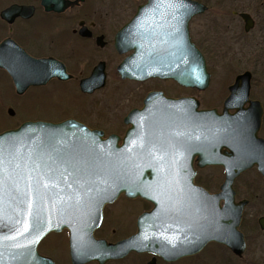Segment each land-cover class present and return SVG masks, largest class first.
I'll return each instance as SVG.
<instances>
[{
    "label": "flooded vegetation",
    "instance_id": "obj_1",
    "mask_svg": "<svg viewBox=\"0 0 264 264\" xmlns=\"http://www.w3.org/2000/svg\"><path fill=\"white\" fill-rule=\"evenodd\" d=\"M193 2L200 4L203 12L193 15ZM193 45L205 58L209 73L214 51L220 55L231 50L234 60L222 75L225 93L205 96L204 106L197 98L201 110H215L222 117L214 128L208 124L192 128L193 91L198 90L191 83ZM33 78L48 81L34 86L29 84ZM103 79L105 85L95 89ZM237 81L239 91L228 101L230 88ZM16 82H26L22 93ZM0 94H10L0 103L4 109L0 133L25 122L69 119L92 130L123 131L104 132L122 139L129 130H139L143 136L156 130L159 145L143 143L134 150L138 157L192 164L193 181L186 179L188 173H169L179 177L173 181L172 203L156 204L122 194L104 208L102 224L94 232L97 240L114 244L138 233L153 238L155 226L163 224L174 260L146 251L105 262L83 258L75 264H188L201 260L209 248L225 250L231 264H240L249 252L262 258L254 264H264V215L245 218L246 209L264 205V173L257 164L243 172L232 187L234 203L246 202L240 225L246 241L244 253L238 255L212 241L194 255L176 257L183 243L186 248L193 247L199 236L196 226L201 224L202 231L206 230L209 217L218 216L213 209L225 205L227 171L219 162L241 158L247 152L264 162V0H0ZM33 94H73L67 97V107L74 112L60 117L33 116ZM24 96L27 115L17 124L10 119L16 112L11 106ZM227 105L231 106L227 112L230 120L224 116ZM2 123L12 126L3 128ZM247 176L249 196H242L237 184ZM193 185L202 196L207 193L217 198L194 197ZM167 222L169 228H165ZM53 237L58 240L51 241ZM69 241L67 230L52 233L40 243L39 253L54 264H74ZM51 243L63 244L62 255L55 253L61 257L59 262L48 255L52 252H41L42 245Z\"/></svg>",
    "mask_w": 264,
    "mask_h": 264
},
{
    "label": "water",
    "instance_id": "obj_2",
    "mask_svg": "<svg viewBox=\"0 0 264 264\" xmlns=\"http://www.w3.org/2000/svg\"><path fill=\"white\" fill-rule=\"evenodd\" d=\"M192 4L193 15L203 12L200 4ZM178 79L185 83L184 79ZM47 81V78H33L29 84L43 85ZM16 83L18 92L22 93L26 82ZM104 83L105 79L97 82L95 89L103 87ZM191 83L200 90H205L210 84L205 60L194 46ZM239 84L237 81L230 88L228 101L234 99ZM245 94H249V89ZM193 102L194 129L205 124L206 116L210 117L208 123H216L211 119L213 116L222 118L216 111H196L199 104L195 99ZM229 107L226 106L224 115L227 120H230L227 114ZM132 137L131 130L124 144L130 142V148L140 147ZM150 140L149 144L146 137L144 145H159L156 136ZM226 145L233 147L232 144ZM126 150L119 145L117 136L104 139L103 132L92 131L74 120L62 123L26 122L16 130L0 134V264H54L51 259L39 255L38 245L49 233L64 229L70 231L74 264L82 257L91 256L105 262L122 258L131 251L149 250L139 235L117 244L94 239L93 234L101 224L105 205L114 202L123 193L157 204L161 198L157 199L156 196L160 193L166 196L173 193L175 178L169 173H174V167L181 168L176 172L189 171L190 181L194 176L193 167L191 163L187 167L173 161H168L164 166V158L147 156L144 159L138 157L136 152L128 154ZM255 164L264 173V162L251 158L248 152L241 158L233 156L222 162L227 170L223 186L226 205L213 209L218 216L209 217L206 230L202 231L200 224L196 226V235L199 236L193 240V247L186 248L183 243L179 247L181 253L176 257L196 254L211 241L226 245L238 255L244 253L246 245L239 226L246 202L234 203L232 186L240 173ZM164 173L166 175H162ZM162 202L169 203V200ZM209 211H212L210 206ZM88 240L90 248L83 246L88 244ZM161 244L162 241L158 239L152 252L167 261L174 260V250L168 245L163 248Z\"/></svg>",
    "mask_w": 264,
    "mask_h": 264
},
{
    "label": "rangeland",
    "instance_id": "obj_3",
    "mask_svg": "<svg viewBox=\"0 0 264 264\" xmlns=\"http://www.w3.org/2000/svg\"><path fill=\"white\" fill-rule=\"evenodd\" d=\"M229 53H231V50L225 51V53L222 52L220 55L217 53V51L213 52L214 55L212 56L211 61L213 59L214 60L210 62L209 64V71L212 74L210 87L208 88V90L204 92H201L198 90L193 91L194 97L198 98L202 102L203 106H204V99L206 98L205 96L210 97L211 94H224L225 93V88L227 84L222 82L224 80L222 75H224L227 72L229 67L232 68V63L234 62V60L231 59L232 54L230 55ZM225 80H229L230 82L231 79H225ZM69 95H73V94H33V116L42 115L46 117H60V115L65 116L70 113H73L74 110L71 109L70 107H67V104H68L67 97L69 98ZM100 96L101 94H98V98ZM8 97L10 98V94H0V103H3L4 100H8ZM25 101H26V97L24 96V98L18 97L16 101L12 103L11 107L14 108L16 112H15L14 117H10L11 121H14L15 123L17 122V124L19 123L21 124L22 122L25 121V117L27 115L25 111ZM3 113H4V109H3V104H2L0 105V116H2ZM2 126L3 128H6L12 125L5 126L2 123ZM105 131L107 134L123 132L120 130H112V129H106ZM219 172H220L219 170L216 171V173L218 174ZM249 182H250V176H247V177L241 178L239 183L237 184L238 187L240 188V192L242 196H249L248 195L249 192H248L247 185H246ZM257 206L252 205L250 208L246 209L247 215L245 218L247 220H250L258 215H264V205L261 206L260 204ZM54 240L55 241L58 240V237L51 238V241H54ZM41 247H42L41 252L43 253L52 252V253H49L48 255L56 258L58 262L61 261L60 260L61 257H58L57 255H55V253H57L60 256L62 255L63 252L61 248L63 247V244L58 246V245L51 243V244H44ZM251 250L253 252L254 247H252ZM227 254L228 253L223 249L209 248L207 252L200 258L201 260L199 259L194 260L188 264H231L230 263L231 257H229L228 259L226 256ZM261 259H262L261 257H254L249 252L248 254L245 255V258L242 259V261H240L241 262L240 264H250V263L254 264L256 263V261H261Z\"/></svg>",
    "mask_w": 264,
    "mask_h": 264
},
{
    "label": "bare ground",
    "instance_id": "obj_4",
    "mask_svg": "<svg viewBox=\"0 0 264 264\" xmlns=\"http://www.w3.org/2000/svg\"><path fill=\"white\" fill-rule=\"evenodd\" d=\"M102 100H105V96H102L101 97ZM169 160H162V163L164 164V166H167L166 164L168 163ZM181 168L180 167H174V172H176V170H180Z\"/></svg>",
    "mask_w": 264,
    "mask_h": 264
},
{
    "label": "snow or ice",
    "instance_id": "obj_5",
    "mask_svg": "<svg viewBox=\"0 0 264 264\" xmlns=\"http://www.w3.org/2000/svg\"><path fill=\"white\" fill-rule=\"evenodd\" d=\"M162 2H164V0H162ZM168 2H171V0H168ZM25 230H27V228H25Z\"/></svg>",
    "mask_w": 264,
    "mask_h": 264
}]
</instances>
